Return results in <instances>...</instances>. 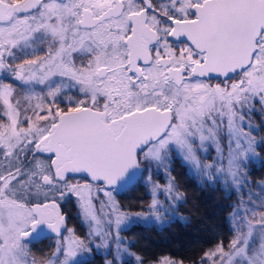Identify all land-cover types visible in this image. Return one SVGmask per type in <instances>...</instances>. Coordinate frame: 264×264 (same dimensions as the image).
<instances>
[{"label":"snow or ice","instance_id":"obj_1","mask_svg":"<svg viewBox=\"0 0 264 264\" xmlns=\"http://www.w3.org/2000/svg\"><path fill=\"white\" fill-rule=\"evenodd\" d=\"M256 115L264 124V0H0V264H86L93 248L145 264L119 233L178 211L174 157L239 197L235 238L200 264H264V195L245 172L264 148ZM138 180L150 216L113 195ZM72 199L85 238L61 210Z\"/></svg>","mask_w":264,"mask_h":264},{"label":"trees","instance_id":"obj_2","mask_svg":"<svg viewBox=\"0 0 264 264\" xmlns=\"http://www.w3.org/2000/svg\"><path fill=\"white\" fill-rule=\"evenodd\" d=\"M253 119L258 125L261 124L259 115ZM262 150L264 152V148ZM171 167L174 169L171 175L183 195L178 207L182 214L163 225L137 221L124 231V235L130 241V250L139 255L145 263L167 256L181 264H198L205 251L219 243L226 246L235 238L230 222L233 212L231 206L239 203V197L235 190L224 186L223 181L212 182L202 178L180 159L174 157ZM247 170L252 191L260 190L256 185L264 181V159L259 164L250 163ZM257 193L261 195L260 191L255 194ZM243 198L248 197L244 194ZM117 199L122 208L136 210L139 203L150 200V195L142 181H138L118 195ZM79 210L77 202L74 201V216L71 221L74 228H84L83 222L76 215ZM49 245L51 244L36 245V248L43 249L45 254L50 255ZM86 264H105V260L102 255L94 252L93 256L86 260Z\"/></svg>","mask_w":264,"mask_h":264},{"label":"rangeland","instance_id":"obj_3","mask_svg":"<svg viewBox=\"0 0 264 264\" xmlns=\"http://www.w3.org/2000/svg\"><path fill=\"white\" fill-rule=\"evenodd\" d=\"M260 117H261V116H260ZM260 120H262V118H261ZM253 122H254L258 127H260V129H261L260 132H259L258 134L255 133V132L253 133V135L255 136L256 140L259 141L261 137H264V135H263L264 127H262V124L258 125L255 119H253ZM209 151L212 152V157L215 158L216 153H215L214 151H212L211 149H209ZM256 152H257V159H256L255 162H256L257 164H259V163L264 159V152H263L262 148H261L259 145H257V147H256ZM207 162H208V163H211L212 160H208ZM251 162H253V161H249V165H250ZM247 169H249V166H248V168L245 169V172H246V173L248 172ZM193 171H194L196 174L200 175L202 178L206 179L202 174L198 173V172L195 171L194 169H193ZM171 176H172V175H171ZM153 180H156V181H157L158 183H160L161 185H165V184L167 183V177L164 176V175L157 176V175L154 174V175H153ZM207 180H208V179H207ZM216 180H217V179H216L215 177H213V179H212L211 181L214 182V181H216ZM139 181H140V180H139ZM222 181H223V180H221V182H222ZM249 181H250V180H249ZM142 183H143V185H145L144 181H142ZM222 183H223L224 186H226V184H225L224 182H222ZM261 183H264V181H260V182H258L256 186L258 187V185L261 184ZM146 187H147V186H146ZM233 190H234V189H233ZM258 191L261 192V189L255 191L254 193H256V192H258ZM147 192H148L149 195H150V200H147V201H145V202H141V203H139V204H138L139 207H138V209H136V210H128V209H124V208H122V206L120 205V202H119L118 199H117V196H118V195H116L115 193H113V195L115 196L116 201L119 203L120 208H121L122 211H127V212H129L130 214H135V213L143 212V213L145 214V216H150V214L147 213L148 205L151 203V199H152V197H151V193H150V188H149V187H147ZM180 194H181V199H180V201H181L183 195H182L181 192H180ZM257 195H260V194L257 193ZM261 195H264V193L261 192ZM159 198H160L162 201H164V199H165L164 196H160ZM253 198L255 199V196H254ZM99 199H100L101 201H104V200H106V197H104V196H100ZM244 200H247V199H244ZM74 201H76V200H75V199H72V205H73V202H74ZM180 201H178V202L176 203V207H177V209H178V207H179V202H180ZM76 202H77V201H76ZM94 203H95V201H94ZM100 207H101L100 204H96L97 215H98V216H101V217L103 218V213H101ZM104 212H107V208L104 209ZM181 214H182V213H181L179 210H178L174 215H167V214L161 213V217H162V219H161L160 221H156V220H154V219L149 218V219H146V220H145V219H140L139 222H144V223H148V224L150 223V224L163 225V224H165L166 222H168L170 219L175 218V217H178V216H180ZM76 215L79 216V218L81 219L80 221L83 222L84 228H82V227H81V228H76V227L74 228V225L72 224V222H71V228L75 229L76 234H77L78 236H80L81 238H85V237L87 236L88 232L90 231L89 221H87V220H85V219L83 218V216H82L81 213H80V210L78 211V213H77ZM231 215H232V214H231ZM73 216H74V215H73ZM136 222H137V221H136ZM132 223H135V222H131V223L129 224V227L131 226ZM101 227H104V225L101 224ZM129 227H128V228H129ZM128 228H127V229H128ZM127 229H122V230L120 231L119 235H120V238H121L122 240L127 241V245H126V246L129 248V243H130V241H129V240L125 237V235H124V231L127 230ZM83 231H85V233H83ZM81 232H82V234H81ZM109 246H110V248L112 249L113 254H114V251H115V245H113V244L111 243V241H109ZM129 251L132 252V251L130 250V248H129ZM225 251H228V249L226 248ZM94 252H95V253L97 252V253H99L100 255H102V257H103L104 260H105V264H107V261H111V260H113V258H114V255H108V254H107V253H108V249H107V248H101L99 251H97V249L93 248V249H92L91 256H86V257H85V260L90 259V258L93 256V253H94ZM161 259H162V258H161ZM161 259H159L158 261L148 262V263H145V264H158V262H159ZM132 264H137V262L133 259V260H132ZM178 264H181V263H178ZM198 264H200V262H199Z\"/></svg>","mask_w":264,"mask_h":264},{"label":"flooded vegetation","instance_id":"obj_4","mask_svg":"<svg viewBox=\"0 0 264 264\" xmlns=\"http://www.w3.org/2000/svg\"><path fill=\"white\" fill-rule=\"evenodd\" d=\"M42 87L43 86H39L38 85L36 87V91L37 92H40ZM18 91H19V89H18ZM73 94H75V93H73ZM61 106H63V105H61ZM61 210L66 213V215H67V226L69 228H71V221H72V216H73V213H72V210H73L72 200L71 201H68L66 203H62L61 204ZM42 244H54V240L48 239V238H42L41 241H40V243L37 244V246L38 245H42ZM33 251H34V249H33ZM37 255L39 256L38 253H37Z\"/></svg>","mask_w":264,"mask_h":264},{"label":"water","instance_id":"obj_5","mask_svg":"<svg viewBox=\"0 0 264 264\" xmlns=\"http://www.w3.org/2000/svg\"><path fill=\"white\" fill-rule=\"evenodd\" d=\"M139 181V180H138ZM137 181V182H138ZM137 182H135L134 184H136ZM134 184L130 185L128 188L124 189L123 191H121L119 194L115 193L116 195H121L122 193H124L126 190H128L130 187H132Z\"/></svg>","mask_w":264,"mask_h":264}]
</instances>
